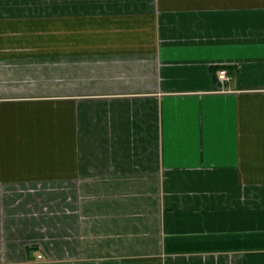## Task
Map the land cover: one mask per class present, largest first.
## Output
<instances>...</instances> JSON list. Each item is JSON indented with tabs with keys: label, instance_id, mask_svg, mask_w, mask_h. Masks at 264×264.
<instances>
[{
	"label": "crops",
	"instance_id": "obj_1",
	"mask_svg": "<svg viewBox=\"0 0 264 264\" xmlns=\"http://www.w3.org/2000/svg\"><path fill=\"white\" fill-rule=\"evenodd\" d=\"M0 264H264V0H0Z\"/></svg>",
	"mask_w": 264,
	"mask_h": 264
},
{
	"label": "built area",
	"instance_id": "obj_2",
	"mask_svg": "<svg viewBox=\"0 0 264 264\" xmlns=\"http://www.w3.org/2000/svg\"><path fill=\"white\" fill-rule=\"evenodd\" d=\"M216 78H217L218 82H220L221 84H223L226 81H228V79L230 78V74H229V72H228L227 69L220 67V68H218L216 70Z\"/></svg>",
	"mask_w": 264,
	"mask_h": 264
},
{
	"label": "rangeland",
	"instance_id": "obj_3",
	"mask_svg": "<svg viewBox=\"0 0 264 264\" xmlns=\"http://www.w3.org/2000/svg\"><path fill=\"white\" fill-rule=\"evenodd\" d=\"M219 68H220V67H219ZM221 68H223V67H221ZM229 79H230V78H229ZM229 79H228V80H229Z\"/></svg>",
	"mask_w": 264,
	"mask_h": 264
}]
</instances>
